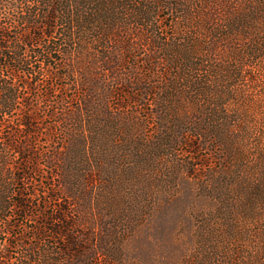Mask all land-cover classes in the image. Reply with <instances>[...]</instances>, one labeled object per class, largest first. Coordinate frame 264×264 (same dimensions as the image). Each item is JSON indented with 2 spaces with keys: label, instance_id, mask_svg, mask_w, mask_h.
<instances>
[{
  "label": "trees",
  "instance_id": "trees-1",
  "mask_svg": "<svg viewBox=\"0 0 264 264\" xmlns=\"http://www.w3.org/2000/svg\"><path fill=\"white\" fill-rule=\"evenodd\" d=\"M195 1L0 0V264H264V0Z\"/></svg>",
  "mask_w": 264,
  "mask_h": 264
},
{
  "label": "rangeland",
  "instance_id": "rangeland-1",
  "mask_svg": "<svg viewBox=\"0 0 264 264\" xmlns=\"http://www.w3.org/2000/svg\"><path fill=\"white\" fill-rule=\"evenodd\" d=\"M192 1H195V0H192ZM236 1L238 2L239 7H241L242 9H248L250 7H258L255 3H258L259 1H262V0H227V4L230 3V5L233 6L234 2ZM262 11H264V9H262ZM258 20H259L258 23L253 25V27L255 29H260L264 31V20L262 19H258ZM181 27L182 25L175 27V29H169L168 35L169 36L173 35L174 37H177V36L181 37V32H180ZM259 63H260V66L262 67L261 71L256 70V68L252 70H246V74L251 75V77H248L245 74L246 77L241 79L238 82L239 83L238 88L242 89L240 92L241 96L240 98L235 97L233 100V103H235L237 107H240L241 111L244 112L247 108L251 112V116L253 118L252 120L257 121V126L260 129V131L263 132L262 134L264 135V62H259ZM51 72H54V71L51 70ZM234 90H236V88H234ZM37 105L40 108H43L44 106H46V104H44L43 102ZM260 144H264V142L261 141ZM212 146H216V145H212ZM212 146L199 149L196 152L191 153V155L193 156L197 155L200 158L202 157V155H209L208 156L209 158L210 157L216 158L218 157V151L216 147H212ZM243 147L249 153L255 152L252 150L255 148V146L253 143L251 144V141H245L243 143ZM188 156L189 155L185 154L184 156L181 157V159H185L184 157H188ZM196 160H198V158H196ZM236 168L239 170V172L237 173V176H243L246 173L247 174L255 173L256 175L258 173L264 174V163L257 162L256 160H249L246 162L243 161L241 162V166L239 168L236 166ZM200 173H202V170L198 172V174ZM262 174H260V176H262ZM38 189L42 190L41 188H38ZM245 189L246 190H244L243 192L250 191L249 186H246ZM195 251H196L195 245L192 246L188 242H185V243L183 242L181 251L176 260V264H202L201 263L202 254H198ZM191 252L195 254H192ZM12 257H17V255L13 254ZM157 258L161 260L163 257H157Z\"/></svg>",
  "mask_w": 264,
  "mask_h": 264
}]
</instances>
